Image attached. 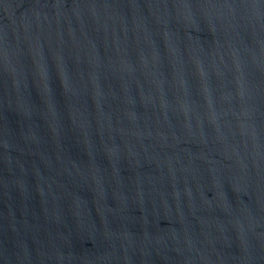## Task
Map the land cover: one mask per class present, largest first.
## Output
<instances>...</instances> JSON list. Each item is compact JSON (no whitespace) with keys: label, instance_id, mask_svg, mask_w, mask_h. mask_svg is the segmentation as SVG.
<instances>
[{"label":"water","instance_id":"obj_1","mask_svg":"<svg viewBox=\"0 0 264 264\" xmlns=\"http://www.w3.org/2000/svg\"><path fill=\"white\" fill-rule=\"evenodd\" d=\"M0 264H264V0H0Z\"/></svg>","mask_w":264,"mask_h":264}]
</instances>
